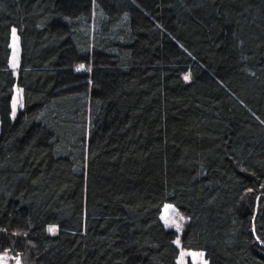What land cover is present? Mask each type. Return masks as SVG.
Instances as JSON below:
<instances>
[{"label": "trees", "instance_id": "16d2710c", "mask_svg": "<svg viewBox=\"0 0 264 264\" xmlns=\"http://www.w3.org/2000/svg\"><path fill=\"white\" fill-rule=\"evenodd\" d=\"M166 204L264 264V0H0V264H178Z\"/></svg>", "mask_w": 264, "mask_h": 264}, {"label": "rangeland", "instance_id": "374dc122", "mask_svg": "<svg viewBox=\"0 0 264 264\" xmlns=\"http://www.w3.org/2000/svg\"><path fill=\"white\" fill-rule=\"evenodd\" d=\"M11 58L10 66L15 73L19 68L20 60V46L19 40L14 29L11 34ZM22 108V93L18 87L15 88L14 97L12 100V118H15L17 112ZM161 219L166 228L172 229L177 234L176 245L180 249V255L178 259V264H206L204 254L202 252L186 251L181 246V235L185 224L187 223V218L182 215L173 205L166 204L162 210ZM55 231H50L52 233L57 231L56 227H51ZM2 264H9L8 261L2 260ZM20 263V261H18ZM18 264V263H16Z\"/></svg>", "mask_w": 264, "mask_h": 264}, {"label": "snow or ice", "instance_id": "6c2138e0", "mask_svg": "<svg viewBox=\"0 0 264 264\" xmlns=\"http://www.w3.org/2000/svg\"><path fill=\"white\" fill-rule=\"evenodd\" d=\"M187 78V77H186ZM49 231H55L54 229H49Z\"/></svg>", "mask_w": 264, "mask_h": 264}, {"label": "water", "instance_id": "95a60500", "mask_svg": "<svg viewBox=\"0 0 264 264\" xmlns=\"http://www.w3.org/2000/svg\"><path fill=\"white\" fill-rule=\"evenodd\" d=\"M2 260H5V258L3 257Z\"/></svg>", "mask_w": 264, "mask_h": 264}]
</instances>
